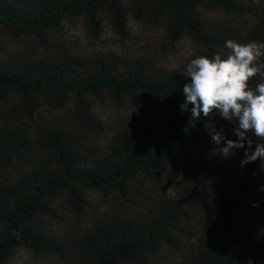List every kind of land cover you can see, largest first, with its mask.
Returning <instances> with one entry per match:
<instances>
[{"label":"trees","instance_id":"obj_1","mask_svg":"<svg viewBox=\"0 0 264 264\" xmlns=\"http://www.w3.org/2000/svg\"><path fill=\"white\" fill-rule=\"evenodd\" d=\"M131 14L147 6L153 18L162 17V26L171 38L192 37L209 57L227 54L229 39L246 43L264 42V15L242 30L210 26L194 15L195 6L206 5L229 13L240 9L232 0H128ZM121 0H0V26L41 35L59 25L62 19L84 17L94 23L106 10L119 24L124 21ZM261 62H264L262 58ZM262 82L258 75L250 87ZM189 83L179 76L154 70L142 63L115 70L100 61L84 68L69 56L53 61L32 62L17 56L0 59V90L15 91L26 103L36 96H53L57 101L108 94L140 95L170 104L160 113H147L123 125L101 155L88 153L73 135L61 129H48L31 138L23 131L0 127V170L10 171L12 179L0 189V264L19 246L38 253L58 254L64 243L38 225V215L49 213L48 203L64 195L80 211L82 191L126 195L139 177L179 169L183 179L173 191L151 201L132 217L105 215L89 224L79 238V249L71 250L73 264H130L142 262L161 246L176 247L181 224L195 222L194 245L177 264H237V215L244 208L243 195L258 185L261 159L241 167L245 148L234 149L230 158L216 150L210 128L223 129L228 139L237 122L224 120L218 113L191 119L182 112L183 87ZM191 105L189 106V108ZM248 137L264 143L252 133ZM205 143V144H204ZM200 144L206 145L199 148ZM213 147V148H211ZM42 151L50 157L41 158ZM182 169L186 171L183 172ZM254 239L264 253V216L254 224ZM65 251V250H64Z\"/></svg>","mask_w":264,"mask_h":264},{"label":"rangeland","instance_id":"obj_2","mask_svg":"<svg viewBox=\"0 0 264 264\" xmlns=\"http://www.w3.org/2000/svg\"><path fill=\"white\" fill-rule=\"evenodd\" d=\"M240 9L229 13L213 6L196 5L195 17L210 26L229 30H242L253 20L264 15V0H232ZM124 21L119 25L104 9L94 23L84 17L62 19L54 28L41 35L16 31L0 26V59L17 56L32 62L53 61L69 56L84 68L93 62L103 61L115 70L127 69L133 63H142L154 70L173 73L190 82L183 72L190 59L204 55L202 48L190 36L171 39L162 26L161 18H153L142 4L140 13L131 14L133 8L128 0H121ZM73 99L57 101L53 96H36L26 103L15 91L0 90V127H10L30 136L35 148L34 135L48 129H61L72 134L88 153L101 155L114 134L131 120L147 113H160L171 108L170 104L140 95L108 94L86 96L80 103ZM205 144V143H204ZM206 145L200 144L199 148ZM213 148V147H211ZM42 159L50 157L42 151ZM262 164V160H261ZM183 172L186 171L182 169ZM180 170L159 173L154 178L139 177L132 183L126 195L103 193L98 190L82 191L84 202L80 211L68 203L64 195L49 201V213L38 215L36 221L41 229L63 240V252L38 253L23 246L16 247L2 264H73L71 250L79 249V238L85 228L105 215L132 217L159 200L164 192L173 191L177 181L188 180ZM10 171L0 170V189L12 179ZM258 185L243 195L244 208L237 215L236 230L238 250L237 264H264V253L254 239V224L264 216V168L260 166ZM194 220L181 224L182 231L175 242L176 247L161 246L142 262L130 264H177L190 253L194 245ZM65 250V251H64Z\"/></svg>","mask_w":264,"mask_h":264},{"label":"clouds","instance_id":"obj_3","mask_svg":"<svg viewBox=\"0 0 264 264\" xmlns=\"http://www.w3.org/2000/svg\"><path fill=\"white\" fill-rule=\"evenodd\" d=\"M225 48L228 52L223 58L220 54L199 55L185 65L183 74L190 82L183 87L185 101L180 108L182 112L190 111L192 120L211 117L214 112L226 121L235 120L236 140L228 139L223 129L217 131L214 126L206 125L216 145L225 142L216 151L230 158L234 149L245 148L247 144L241 167L261 159L264 168V143H256L252 151L253 141L248 137L252 133L264 140V62H261L264 42L239 43L229 39ZM258 75L262 82L250 87V81Z\"/></svg>","mask_w":264,"mask_h":264}]
</instances>
